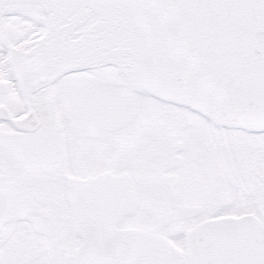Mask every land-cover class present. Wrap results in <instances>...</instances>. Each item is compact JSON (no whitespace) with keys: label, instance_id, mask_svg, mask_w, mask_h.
Returning <instances> with one entry per match:
<instances>
[{"label":"snow or ice","instance_id":"6c2138e0","mask_svg":"<svg viewBox=\"0 0 264 264\" xmlns=\"http://www.w3.org/2000/svg\"><path fill=\"white\" fill-rule=\"evenodd\" d=\"M0 264H264V0H0Z\"/></svg>","mask_w":264,"mask_h":264}]
</instances>
